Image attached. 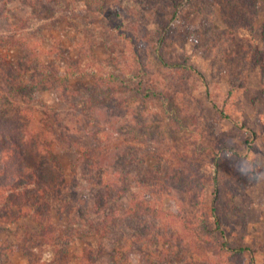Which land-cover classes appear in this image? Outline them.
I'll return each instance as SVG.
<instances>
[{"label":"rangeland","instance_id":"rangeland-1","mask_svg":"<svg viewBox=\"0 0 264 264\" xmlns=\"http://www.w3.org/2000/svg\"><path fill=\"white\" fill-rule=\"evenodd\" d=\"M174 9L167 36L158 16ZM20 61L15 74H35V89L14 97L5 74ZM98 82L114 83L110 102L83 105ZM0 94L52 126L63 190L82 215L52 211L67 236H34L27 251L32 218L3 216L0 264H82L85 249L93 264H264V0H0ZM98 139L111 179L128 175L110 207L121 215L132 194L149 202L143 231L119 222L105 237L87 232L103 219L92 206L103 188L76 146Z\"/></svg>","mask_w":264,"mask_h":264},{"label":"trees","instance_id":"trees-1","mask_svg":"<svg viewBox=\"0 0 264 264\" xmlns=\"http://www.w3.org/2000/svg\"><path fill=\"white\" fill-rule=\"evenodd\" d=\"M172 2V0H169ZM176 17L175 9L172 10L169 15L158 16V25H160L161 31L166 32L165 29H174L171 26L172 21ZM118 28V27H117ZM167 36L169 35L166 32ZM160 35V32H159ZM160 37H157L159 39ZM164 41V40H163ZM260 54V53H259ZM160 58H162L160 56ZM162 64H167L160 59ZM24 62L20 61L15 65H9L6 71V86L10 96H17L23 93V90L35 89V74L30 75L28 80L21 78V75H16V69L23 68ZM171 66L182 69H186L190 72L199 73L193 66L184 63H170ZM11 75V76H10ZM54 77H59L57 72H53ZM9 77V78H8ZM67 79V76L66 78ZM106 86H112L109 91L100 92L99 88H106ZM92 94L86 99L83 97L82 104L86 106H92L95 102L99 101L107 105L112 98L114 89V83L108 84L107 82L96 83V88L90 89ZM111 90V91H110ZM100 93H103L102 95ZM7 97L0 94V202L3 204L0 208L4 211L0 218L8 217L10 219H19L23 217H30L34 222V228L23 226V235L26 236L25 242H23L22 250L27 251L25 244L33 242H50L54 241V237L60 232V229L54 227L52 222V211L58 210L66 212L67 214L74 213L75 217L81 218L79 205L76 202L73 205H69L68 192L63 188L65 187L64 170L63 166L59 162L57 156L52 150V146L55 143L53 128L48 124L45 119H35L34 116L27 117L25 111L21 107L13 105ZM32 98L31 95L28 96ZM60 130H68L67 125L59 127ZM66 132V131H65ZM104 132V129L99 131ZM61 134H63L61 132ZM64 135V134H63ZM253 135V133H252ZM98 141V142H97ZM93 143V146H76L78 152L77 162L83 163L86 169L90 172L93 171L94 185L96 187H102L97 200L92 206L96 210V214H101L103 219L99 223H88V234L97 237L107 236L108 232L117 224L129 230L139 232L148 227L149 219H145L150 213V203L144 199L138 197L136 194H132L129 199L128 207L118 215L116 211L110 207V203L113 200H120L124 193H126V180L127 176L121 179H111L109 170L113 165L110 161L107 163L108 154L110 148L108 146V140H97ZM109 149V151H108ZM113 163V161H112ZM114 164V163H113ZM73 165L72 174L77 169V166ZM85 170V169H84ZM117 174V173H116ZM120 183V185H118ZM122 186H125L124 188ZM213 202L211 206L212 216L215 227L219 231L220 237L223 236L221 231L220 220L216 214L215 201L218 198L217 183H215ZM121 190H120V189ZM67 193V195H66ZM74 194V192H72ZM75 196V195H73ZM77 200V198L75 199ZM74 200V201H75ZM116 202V201H115ZM156 202H154L155 204ZM117 204V203H116ZM156 205V204H155ZM18 212V215H15ZM118 212V211H117ZM156 216V214H154ZM123 221V222H122ZM69 227V226H68ZM70 230L72 228L70 227ZM63 231V230H62ZM57 234L61 237L67 236L64 233ZM79 234L78 232L76 233ZM139 236L143 233H138ZM131 236V235H130ZM39 237L40 239H37ZM70 236L68 235V238ZM122 237H126L122 235ZM124 245H120V249ZM227 247V241L224 240L221 244V248ZM243 248L229 250L234 253L240 252ZM84 258L82 264H93L92 252L85 249ZM116 248H114V251ZM115 254L112 258H115ZM85 259V261H84ZM55 264V263H53Z\"/></svg>","mask_w":264,"mask_h":264}]
</instances>
